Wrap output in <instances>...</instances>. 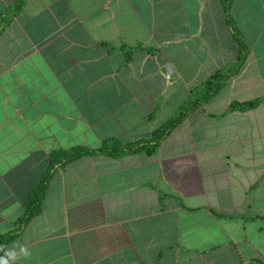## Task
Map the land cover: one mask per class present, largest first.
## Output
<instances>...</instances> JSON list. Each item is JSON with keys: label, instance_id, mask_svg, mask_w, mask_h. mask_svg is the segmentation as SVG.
Masks as SVG:
<instances>
[{"label": "crops", "instance_id": "1", "mask_svg": "<svg viewBox=\"0 0 264 264\" xmlns=\"http://www.w3.org/2000/svg\"><path fill=\"white\" fill-rule=\"evenodd\" d=\"M225 1L0 0V264H264V99L230 110L264 97V0H230L213 96L98 152L236 62Z\"/></svg>", "mask_w": 264, "mask_h": 264}, {"label": "trees", "instance_id": "2", "mask_svg": "<svg viewBox=\"0 0 264 264\" xmlns=\"http://www.w3.org/2000/svg\"><path fill=\"white\" fill-rule=\"evenodd\" d=\"M224 11L226 15V22L228 25L231 26L234 36L236 38V41L239 45V54L237 57V60L235 63L228 65L222 69H219L215 71L204 83L200 85V89L198 90L199 94H197V91L194 93L192 92V96L190 99H188L184 105L170 118L168 119L161 127L154 129L151 134V138L147 141H143L140 143H136L127 147H114L111 148L110 150L101 149L98 152L100 153H109L112 156H120L125 153H131V152H136L140 149H142L144 146L149 145L150 143L153 142L152 150L158 142L163 139L166 135V133L171 130L177 123H179L184 116L186 115L187 112L192 110L198 103L204 102L206 99L210 98L213 96L224 84L226 80H228L230 77L234 76L237 74L239 69L241 68L244 59H245V46L242 43L240 37L237 35L235 31V27L232 23V18L230 14V0H226L224 2ZM130 56V51L126 52V60L129 59ZM194 95H196V98H194ZM263 98H257L253 99L250 101H246L243 103H232L230 105V110H238V111H246L252 108H255L262 100ZM151 150V151H152ZM94 154L96 153L95 151H88V150H72L69 153L65 155V162L70 161L74 158H77L81 156L82 154ZM35 211V208H32L28 214H31ZM9 238V236H4L0 238V252L1 249L6 242V240Z\"/></svg>", "mask_w": 264, "mask_h": 264}]
</instances>
